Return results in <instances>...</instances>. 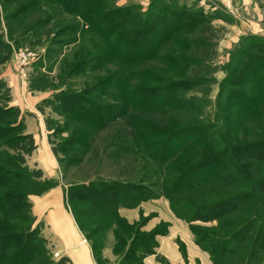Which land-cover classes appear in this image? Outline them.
<instances>
[{
  "label": "trees",
  "instance_id": "16d2710c",
  "mask_svg": "<svg viewBox=\"0 0 264 264\" xmlns=\"http://www.w3.org/2000/svg\"><path fill=\"white\" fill-rule=\"evenodd\" d=\"M104 1L11 0V4H17L14 10L3 12L8 41L14 46H30L48 33L50 38L47 39L44 56L60 54L51 45L59 48L70 43L76 45L69 60H55L58 64L56 80L61 83V88L52 94L51 99L44 98L38 105L40 110L44 106L55 110L62 121L71 125L70 138L66 142L73 146L69 152L77 150L82 154L83 149L78 147V143L87 139L88 131L104 127L108 120L123 117L129 126V130H121L127 134L123 135L127 140L110 142V146L122 153H133L134 148L154 164L153 169L145 168L134 181L96 178L73 182L64 188L65 204L88 241L95 260L94 249L102 245L100 235L105 221L119 218L115 213L117 204L129 202L137 205L140 201L163 196L170 211L179 219L188 223L216 221L210 229H217L219 234L205 232L202 228L191 230L194 242L208 253L213 264H264V75L259 76L260 84L253 97L237 98L238 87L249 71V64L257 62L264 65V47L247 48L240 54L241 60H232L236 63L219 81L215 96L214 105L223 119L227 115L224 102L227 101L228 107L233 100L250 102L244 109L245 113H239L246 120L256 117L258 132L246 140L238 137V130L231 126V122L221 121L222 124L216 126L195 120L204 113L203 109L196 106L198 99L194 95L186 97L184 94L207 81L198 74L204 62L186 60L180 52L176 55L178 59L161 60L171 76L163 77L155 68L136 70L129 67L124 70L125 78L119 70V77L106 76L94 80L78 91L62 88L66 83L64 76L84 73L99 60H117L126 65L127 53L131 54L144 43L154 45L156 42V46H160L169 41L175 47L178 44L185 50L190 49L192 53L198 46V42L186 37L189 29L195 30L202 23L196 11L176 9V6H165L160 0H153L140 14L135 6L108 9ZM35 11L42 14L29 26L25 18ZM63 13L69 15L68 18H63ZM11 23L16 26L27 24L29 28L14 39L9 31ZM49 25H54L51 32L47 28ZM118 27L120 30L117 32ZM86 33L101 36L105 44L93 41ZM109 34L113 37L109 38ZM1 41L2 34L0 46L2 43L8 50L10 45ZM119 51L124 53L121 55ZM189 73L192 76L186 77ZM127 75L140 79V82L129 85ZM111 80L119 87L117 102L94 100L98 95L109 96L103 89ZM37 89L43 90L37 84L30 87V90ZM150 100L158 103L147 107ZM190 105L193 107L189 108ZM129 107L137 112L130 113ZM152 107L153 111L173 116L152 115ZM17 112L13 106H0V264H66L64 257H53L41 234V224L34 223L31 215L30 192L27 190L31 188V193H39L51 182L43 180L41 187L35 188L36 183L32 180L39 178L40 172H31L25 165V155L30 152L32 141L29 135L22 133V122ZM177 112L181 113L175 116ZM147 114L149 119L145 118ZM183 114L197 116L187 118ZM230 114L232 116L236 112L232 110ZM235 125H239L237 120ZM184 139L191 140L192 144ZM175 142L182 149L178 145L176 155L168 158L169 154L164 153L168 147L172 149ZM187 145H193L194 152L198 149L199 154L189 152L192 148ZM52 151L55 152L53 148ZM67 163L75 164L69 158ZM203 171L204 175H201ZM108 210L113 212L107 213ZM98 213L105 214L102 222L89 228L91 218ZM156 233L160 232L151 234L150 244L138 257L127 256V259L140 264V257L152 251V237Z\"/></svg>",
  "mask_w": 264,
  "mask_h": 264
},
{
  "label": "rangeland",
  "instance_id": "374dc122",
  "mask_svg": "<svg viewBox=\"0 0 264 264\" xmlns=\"http://www.w3.org/2000/svg\"><path fill=\"white\" fill-rule=\"evenodd\" d=\"M1 1L0 34H2L3 39L1 42L5 41L10 45V48L6 50L1 43L0 106L8 104L12 101V99L17 101L16 96L21 99L22 89H25L26 91L30 90V87L34 84H37V86L43 90L37 89L31 91H44V94H47V97L45 98L51 99L52 94L61 88V83L56 80L58 64L55 60H69L76 49V45L70 43L61 48L51 45V48L53 47L55 50H59L60 54H53L48 57L44 56V48L48 45L47 39L50 38V33H48L46 35H42L39 42H33L30 46L27 44L24 46H14L8 41L7 30L3 23V12L9 13L12 9L14 10L17 4L14 6L11 4V0ZM152 1L153 0H106L103 3L106 7H108V9H112L114 7L125 8L135 6L139 8V12L142 14L147 10L149 3ZM160 3L170 7L176 6V9L184 8L188 11L197 12L202 23L198 25L195 30L192 29L191 31L189 29L188 31L190 33L186 36L192 41L194 39L195 42H198V46H196L194 53H192L190 49L186 48L185 50L184 48L179 47L178 44H176L178 47H175V45H172L169 41L163 42L160 46H156V42L154 45L144 43L136 50L134 49L136 52L133 51L131 54L127 53L128 56L125 60L126 65L117 60H99L98 63H96L97 65L91 67L90 69L86 68L84 73H74L72 75H67L66 77L63 75L66 83L63 84L62 88L78 91L83 88V86L92 83L94 80L104 78L106 76L119 77V70L122 72V78H125L124 70L127 71V69H130L129 67L136 68V70L155 68L157 71H161L159 73L161 76H171L168 72L169 70L165 67L161 60L178 59L176 55L180 52L183 54H181L182 57L184 56L183 58H187L186 60H201L204 62V66L198 74H202L207 81L202 86H198L194 90L187 91L184 94L186 97L195 96L198 99V105L196 106L203 109L204 113L195 118V120L199 123L206 122L209 125L215 124L216 126L220 123L222 124V122H231V126L234 125L235 129L238 130L237 135L239 138L245 137L244 139L246 140L253 137V135L258 132V126L255 122V119L257 118H247L246 120L245 116H240L239 113L241 111L242 114L245 113L244 109L250 105V102L237 103L233 100L229 107L227 105V101L226 103L224 102V110L227 113L226 118L224 119L221 117L222 115L218 111L217 107H215L214 102L219 81L222 80L226 71L233 64H235L237 60H241L240 54L245 52L247 48L254 50V47L256 46L264 47V0H160ZM50 6H52V4ZM41 14L42 12L39 13L38 11H35L32 15H28L30 18L27 19V16L25 21L27 20L28 25L30 26L34 19L39 18ZM61 16L63 18H68L69 15L63 13ZM28 25L24 24L22 26H16L11 23L9 31L12 38L15 39L19 37L20 34L24 33V30L28 27ZM53 26H47L49 32L52 31ZM119 30L120 27H118V30L116 31L118 32ZM184 32H187V30ZM86 34H88L87 36H90L93 41L105 44V40L101 36L92 33ZM112 37L113 36L109 34V38ZM189 45L190 44H188L187 47ZM151 50H154L153 54H146ZM19 51L30 52V55L26 60L16 62L14 54ZM119 53L122 55L124 52L119 51ZM232 60H236V62ZM248 69L249 71L245 73L243 80L241 79V84L237 90V98L240 100L244 97L246 98L247 96H254L256 87L260 84L259 76L264 75V65L261 63L251 62ZM194 73L196 74V70ZM128 75H130L129 72ZM128 75L126 78L129 85L140 82V79H135L134 77ZM191 76L192 74L189 73L186 77ZM114 82L117 83V81ZM44 85L47 86L45 87ZM105 88L103 90H106L105 92H107L109 96L98 95L94 98V100L102 103H116L118 100L117 93H120L118 85L114 84L113 80H111L107 83V87ZM40 101L38 102L37 107L40 104ZM157 103V100H150L147 103V107H151ZM192 107V105L189 106V108ZM241 107L242 110L240 109ZM46 109L49 111H46ZM150 110L152 111V115H156L157 117L169 116L167 114L153 111V107ZM232 110L235 111L236 114L231 116L230 113H232ZM42 111L45 113L47 112V115H45L46 120L44 121L45 125H48L50 128L49 129L47 127L49 131L48 142L51 146V150L52 148L55 150L54 155L57 160L60 176L64 182L86 181L87 179L96 178L134 181L139 178L145 168L151 167V169H153L152 165L154 164L150 162L148 158L142 157L134 148L133 153H122L116 151L115 147L110 146V142H125L127 140L126 138L123 139V135L127 136V134H124L121 131L126 129L129 130V126L125 124L123 117L108 120L104 127L92 128L88 131L87 139H82L78 143V147L83 149V153L81 154L77 150L69 152V149L73 146L66 142L68 138H70L71 125H67L64 121H62L61 116L49 107L44 106ZM129 112L133 113L137 111L136 109L129 107ZM180 113L181 112L175 113V116ZM17 114L19 115V112H17ZM183 115L187 118L197 116L191 114ZM171 116L173 115L170 114L169 117ZM145 118L149 119L150 116L147 114ZM236 120L239 123L238 127L235 125ZM150 140L154 142V139L151 138ZM184 140L185 142L192 144L191 140ZM21 144L23 145L24 143ZM173 144L174 146L171 147L172 149L168 147L167 150L165 149L166 151L164 150V155L169 154L168 158L176 155L175 151H177V146L179 144H176V142ZM187 146L188 148H192L189 152L193 153L195 151L193 149V145ZM179 148H181L180 145ZM80 151L82 152V150ZM194 153L198 155L199 150L197 149V152ZM183 157H185V155ZM68 158L74 160L75 164L67 163ZM262 169H264V167ZM29 170L31 172H35L36 169ZM205 172H207V170H205ZM201 175H204V171ZM43 180L46 181L47 179H42L41 175L39 178L36 177L33 179L32 181L36 183L35 188H40L41 184H43ZM27 191L31 193L32 189L30 188ZM159 198H161V200H166L163 196H160ZM133 207H136V205H131L129 202H120L115 207V213L118 214L119 218H109L105 221L103 232L100 235L102 245L99 249L97 247L94 249L95 257L98 263L137 264V261H131L127 259V256L138 257L140 253L150 244L152 233L164 232L166 230L168 224L166 221H160L150 228L147 227L146 224L154 216V211H149L143 214L144 210L138 208L136 216L131 219L119 215L118 209H132ZM113 211L108 210L107 213ZM104 215V213L94 215L88 224L89 228L93 227L96 223L99 224L100 221L102 222ZM186 223L188 231L192 236L193 234L191 230L201 228L205 232L219 234L217 229H210V227L216 224L215 220L208 222L192 221L190 223ZM246 245L247 243L243 245V250Z\"/></svg>",
  "mask_w": 264,
  "mask_h": 264
},
{
  "label": "crops",
  "instance_id": "0c3cea01",
  "mask_svg": "<svg viewBox=\"0 0 264 264\" xmlns=\"http://www.w3.org/2000/svg\"><path fill=\"white\" fill-rule=\"evenodd\" d=\"M21 96V99L16 96L17 101L12 99L7 105L18 109L22 133L29 135L32 141V148L25 155V165L38 170L42 179L51 182L41 192L28 194L34 223L41 224V234L52 254L57 253L54 258L64 257L66 264H100L65 204L64 188L70 183L81 181L64 182L60 176L56 157L48 142L49 131L44 121L47 112L37 107L47 94L44 91L22 89ZM138 208L144 210L143 214L154 211L147 227H153L160 221L168 223L164 232L153 235L152 251L140 257V264H213L208 253L194 242L187 223L173 216L166 200L151 198L140 201L132 209H118V212L131 219L136 216Z\"/></svg>",
  "mask_w": 264,
  "mask_h": 264
},
{
  "label": "built area",
  "instance_id": "2783aa9c",
  "mask_svg": "<svg viewBox=\"0 0 264 264\" xmlns=\"http://www.w3.org/2000/svg\"><path fill=\"white\" fill-rule=\"evenodd\" d=\"M30 55V52H25V51H19L17 53L14 54V57H15V61H19V62H22L23 60H26ZM53 256H56L57 253L54 252L52 254Z\"/></svg>",
  "mask_w": 264,
  "mask_h": 264
}]
</instances>
